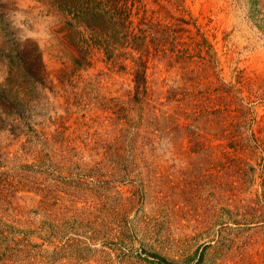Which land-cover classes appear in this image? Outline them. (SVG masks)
<instances>
[{
  "label": "rangeland",
  "instance_id": "1",
  "mask_svg": "<svg viewBox=\"0 0 264 264\" xmlns=\"http://www.w3.org/2000/svg\"><path fill=\"white\" fill-rule=\"evenodd\" d=\"M0 264H264V0H0Z\"/></svg>",
  "mask_w": 264,
  "mask_h": 264
},
{
  "label": "trees",
  "instance_id": "2",
  "mask_svg": "<svg viewBox=\"0 0 264 264\" xmlns=\"http://www.w3.org/2000/svg\"><path fill=\"white\" fill-rule=\"evenodd\" d=\"M159 28V29H161L162 28V32L164 33V35L166 36L167 35V33H168V31L169 30H171V27H169V26H163V25H161V24H159V25H156V28ZM141 35L139 36V37H135V40L136 41H141L142 40V35H145V32H143L142 30H141ZM144 39H146V36H144L143 37ZM171 38V35H167V39L169 40ZM155 40L157 41V38H155ZM166 41V40H165ZM208 43V41H207V39H204V43L203 44H207ZM144 54H143V56L141 57V60L144 58Z\"/></svg>",
  "mask_w": 264,
  "mask_h": 264
}]
</instances>
